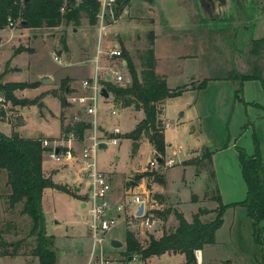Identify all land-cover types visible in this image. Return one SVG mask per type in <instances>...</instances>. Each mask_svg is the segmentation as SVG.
I'll return each instance as SVG.
<instances>
[{
    "label": "rangeland",
    "instance_id": "rangeland-1",
    "mask_svg": "<svg viewBox=\"0 0 264 264\" xmlns=\"http://www.w3.org/2000/svg\"><path fill=\"white\" fill-rule=\"evenodd\" d=\"M21 21L13 20V27L0 30V85L13 82L36 84V87L14 91L18 103H28L24 107L5 102L0 93V133L6 137L16 132L23 139L50 137L60 144V121L64 118L66 125L73 117L80 119L83 115L78 105L70 103L73 93L83 94L81 82L92 78L97 66L101 74L113 76L119 71L123 81L110 85L126 88L133 79L129 70L121 66L125 54L140 80L138 57L149 47V33L154 37L157 73L164 75L169 89L185 88L180 96L167 101L165 108L168 121L163 120V127L165 130L168 122L164 134L168 145L163 166H148L154 154L151 155L144 138L140 141V151L138 147L133 153V141L125 138L143 121L140 122L143 112L97 100L98 126L104 124L109 131L115 127L120 129V134L115 135L118 144L96 153V169L108 177L118 202L123 199V204L134 211L132 196L142 195L146 189L133 188L129 181H140L147 187L154 183V176L159 182L152 184L151 190L147 188L151 197L164 193L170 198H166L160 210L163 213L171 209L169 216L160 217L150 231L133 233L142 246L148 244V239H157L176 228L178 223L173 211L190 222L200 209L206 208V214L200 217L204 223L214 219V211L219 206L212 197L219 196L224 205H236L246 198L247 187L237 148L249 156L258 152L264 169L263 114L246 104L253 101L264 105V85L259 81L264 79V46L257 50L253 45L257 40H264V0H238L235 6L230 0H153L152 3L128 0L115 21L105 22L106 30L101 37L99 22L92 27L85 17L77 28L65 24L56 29L23 28ZM64 29L68 30L65 35ZM73 29L78 31L73 33ZM113 45H118L121 58L108 56ZM67 54L72 57L67 59ZM44 77L50 80L42 83ZM203 81L204 87L199 89ZM239 88L240 99L233 98ZM65 99L69 105L63 107L61 102ZM39 103L43 104L42 109H38ZM156 105L163 109L162 103ZM114 109L121 112L118 117L111 115ZM73 143L57 146L61 149L59 155H72V159L62 160L59 156L57 162L47 151L43 164L60 174H64L69 164L77 165L75 176L85 175L81 191L88 193V170L81 157L82 145ZM5 175L0 170V243L11 247L0 245V253L11 252L17 242L20 246L15 257L0 256V264H39L32 254L36 244L35 237H29L30 220L20 214V206L14 211L8 208ZM65 186L76 195L74 184ZM44 192L41 209L46 235L53 238L56 264H86L92 243L85 220L87 208H81L84 201L54 189ZM192 195L198 197V203L191 202ZM223 222L216 232L215 244L206 245L202 250L204 264H259L260 247L254 243L252 221L245 208L239 205L229 208ZM260 227L264 237V221ZM126 232L125 224L118 220L105 236L103 250L114 264H186L181 254L153 256L148 260L136 255L132 257L133 262L127 263L123 256L125 248L113 249L109 242L113 239L125 243Z\"/></svg>",
    "mask_w": 264,
    "mask_h": 264
},
{
    "label": "trees",
    "instance_id": "trees-1",
    "mask_svg": "<svg viewBox=\"0 0 264 264\" xmlns=\"http://www.w3.org/2000/svg\"><path fill=\"white\" fill-rule=\"evenodd\" d=\"M120 5V7H119ZM128 5V0H118L114 15L117 18ZM65 6L63 12L60 9ZM100 3L97 0H80L77 8L72 9L64 0H30V5L24 10L22 0H0V30H4L8 26V19L22 20L26 23V27L32 29H49L59 28L61 24L66 26L72 25L74 28L80 26L82 18L88 20L90 26L94 27L97 22V14ZM63 44L64 40L61 39ZM149 47L138 57L140 62V80L137 79L135 69H133L131 61L127 60L125 54L124 61L126 69L129 70L133 79L127 87L119 85L111 86V83H104L108 93L113 94V104L119 105L121 108H133L134 110H142L144 113L143 121L125 138L133 141L132 153L139 147L142 138L146 139L153 147L154 155L160 156L163 160L166 149L165 137H163V122L159 120L162 109H159L156 103H163L167 98H175L180 96L185 88L171 90L166 85V79L155 72V54L153 51L154 37L153 34L148 35ZM254 48L264 46V40H257L253 43ZM64 48L66 46L64 44ZM1 78V77H0ZM264 85V79H259ZM36 84L23 83H6L0 85V93H2L5 102L11 103L13 106L20 105L22 107L28 105L27 102L22 104L16 101L14 95L15 90H25L27 88H35ZM204 87V81L200 83V87ZM241 88L234 92V97L240 99ZM56 96V93L53 92ZM61 105L66 106L65 100ZM3 116V115H2ZM60 121V135H73V140L81 142L85 131L90 129V124L84 121H70L71 123H63ZM20 126V125H16ZM52 141L53 139L46 138ZM44 138L23 139L18 133L13 132L10 137L0 133V170L5 172L6 184L9 195H7L8 208L14 211L16 206L21 207L20 214L27 216L30 220L29 237H35V244L32 254L39 261V264H56V255L53 250V238L46 235L45 219L43 209H41V200L43 191L47 188L54 189L59 192H67L69 195L82 200L81 197L73 195L66 186H60L52 182L50 178H46L42 172V156L50 151V148L42 147ZM255 140V144L257 145ZM239 153V165L242 178L247 187L246 198L238 202L236 205H224L221 203L219 196L211 199L219 205L214 211L215 217L209 222H201L200 217L206 214L207 209H200L197 214L192 217L190 222L185 221L182 214L173 211L174 217L178 223L169 233L162 234L159 238L148 239V244L142 246L141 242L132 232L127 231L125 234V250L123 256L127 261L128 257L140 256L143 260H148L153 256L181 254L186 258V264H195L194 253L201 251L206 245H214L216 242L215 235L223 225V217L229 208L242 206L246 210V215L252 221V236L255 245L260 247L261 259L259 264H264V237L263 229L260 223L264 221V180L262 178L263 162L261 155L256 152L253 156H249L241 148H237ZM164 164V163H163ZM159 182V178L154 176V182ZM154 199L160 204L164 200L160 194H155ZM191 202L196 203L197 197L191 196ZM172 210H166L161 213L155 211L157 217H167ZM20 242L15 243L11 252L4 250L0 256L15 257ZM2 247H11L6 243H0Z\"/></svg>",
    "mask_w": 264,
    "mask_h": 264
},
{
    "label": "built area",
    "instance_id": "built-area-1",
    "mask_svg": "<svg viewBox=\"0 0 264 264\" xmlns=\"http://www.w3.org/2000/svg\"><path fill=\"white\" fill-rule=\"evenodd\" d=\"M100 3L99 11L97 14L99 28L98 34L104 36V31L106 30L105 22L107 20L115 21L114 10L118 0H97ZM65 6H63L60 11L63 12ZM8 27H13V21L8 19ZM100 52V51H98ZM108 56L110 58H121L122 52L120 51L118 45H113L112 48L108 51ZM55 61L59 62V59L55 57ZM125 63V61H124ZM110 77V80L107 81L106 78ZM123 81V76L119 74L118 71L114 72V75L110 74H101L98 70V67H95V73L92 78L85 79L81 82L80 88L83 90V94L70 97V103L76 104L80 107L79 112L84 116H88L91 120H85L82 117L78 119L76 116L73 117L74 121H84L90 124V129H88V134H84L83 140L78 142L82 145L81 157L83 163L85 164L86 174L89 179L88 184V193L84 199L83 207L87 208V216L85 218L86 223L89 229V236L91 239L92 247L91 252L87 257L86 264H114L111 259H108L103 250L105 236L109 231H111L117 224L118 220H122L123 224L127 231L135 233L139 231H150L156 227L159 221V217L156 216V201L150 196V194L143 193L142 195L136 193L132 197V205L135 207L134 211H131L123 203L117 204L115 208H111L109 203V195L111 194V188L108 183V177L98 172L96 169V153L99 150V144L104 142L107 147L115 146L118 144V138L115 135L120 134V130L115 128L111 133H107V136L103 131L98 127L96 122L97 114V100H102L101 89L105 88L104 83H121ZM68 99H65V104H68ZM69 105V104H68ZM117 111L114 110L111 115H117ZM115 137V138H114ZM53 141H55L53 139ZM60 144L54 142L53 144L49 140H44L42 142V147L50 148V158H53L55 161H60L64 157L73 158L72 155L64 154L59 155L55 154L54 151L58 145L62 147L72 142V134H67V136H60ZM61 156V157H59ZM170 163V162H169ZM149 167L157 166L155 159L150 161ZM143 196V197H142ZM87 205V206H86ZM142 205L143 211L141 215H137L139 206Z\"/></svg>",
    "mask_w": 264,
    "mask_h": 264
},
{
    "label": "crops",
    "instance_id": "crops-1",
    "mask_svg": "<svg viewBox=\"0 0 264 264\" xmlns=\"http://www.w3.org/2000/svg\"><path fill=\"white\" fill-rule=\"evenodd\" d=\"M65 30H67V29H65ZM76 30V32L78 31L77 29H75ZM67 32H68V30H67ZM67 32L65 33V34H67ZM76 32H74V29H73V33H76ZM64 34V33H63ZM64 34V35H65ZM153 51H154V49H153ZM154 54H155V59H156V63H155V72H156V74L157 75H159V76H161L160 74H158L157 73V65H158V60H157V58H156V51H154ZM67 55H69V57H67ZM66 55V57H67V59H70V57H72L70 54H67ZM90 61V60H89ZM121 66L122 67H125L126 66V62L124 63V60H122L121 61ZM125 69H126V67H125ZM119 72V71H118ZM161 77H164V75H162ZM90 78V77H89ZM88 78V79H89ZM166 84H167V82H166ZM178 89V88H177ZM190 89V88H189ZM188 89V90H189ZM171 90H173V89H171ZM236 91V90H235ZM234 91V92H235ZM233 98H235L234 97V93H233ZM173 98H167L163 103H162V113H161V115H160V117L162 118V121L163 120H165V117H166V112H165V108H166V105H167V101H170V100H172ZM102 100H104V101H102L101 103H110V104H113V96L111 95V93H109V97H108V99H102ZM247 105H249V106H254V108H257V109H259L260 111H261V113L263 114L261 117L262 118H264V105H262V104H259V103H257V102H253L252 101V103H246ZM113 106L114 107H116L117 105L116 104H113ZM119 106V105H118ZM117 106V107H118ZM119 108H121L120 106H119ZM99 106H97V114H96V122L98 121V112H99ZM125 109H133L132 107L131 108H125ZM79 110V109H78ZM114 110H116V109H114ZM113 110V111H114ZM134 110V109H133ZM112 111V112H113ZM134 111H137V110H134ZM140 111H142V110H140ZM111 112V113H112ZM138 112V111H137ZM143 112V111H142ZM118 114L117 115H114V116H116V117H118L119 115H120V111H118L117 112ZM84 117H87V119L86 118H84ZM179 117H182V113H179ZM82 118L83 119H85V120H91V118L90 117H88V116H84V115H82ZM143 118H144V113H143ZM143 118L140 120V122L143 120ZM160 118V119H161ZM165 121H168V120H165ZM98 123V122H97ZM163 123H164V121H163ZM138 124V123H137ZM137 124H136V126H137ZM135 126V127H136ZM23 126H17V128H22ZM59 127H60V125H59ZM99 127V129H101V131H103L104 133H105V135L107 134V133H111L112 131H109L108 130V127H106L104 124L103 125H99L98 126ZM115 128H118V127H115ZM167 128H168V122H167V125H166V128H165V130H164V133H163V137H164V134H165V131L167 130ZM119 129V128H118ZM115 130V129H114ZM120 130V129H119ZM132 132V131H131ZM86 133L88 134V130L86 131ZM50 138V137H49ZM141 142H139V145H141L140 144ZM145 143H147L150 147H149V151L151 152V155L152 154H154V151H153V147L151 146V144H149V142L145 139ZM165 143H166V147H167V142H166V138H165ZM75 144H78V145H80V143H78V142H74L73 143V145H75ZM140 147L141 146H139V148H138V150L140 151ZM45 155V154H44ZM139 156V155H138ZM44 156H42V158H43ZM153 159H155V155H154V158ZM152 159V160H153ZM151 160V161H152ZM43 162H44V158H43ZM43 162H42V172H43V175H45V177L47 178H50L51 180H52V182L53 183H55V184H57V185H60V186H65V185H75V191H76V195L78 196V197H81L82 198V200H80L81 202L82 201H84V199L86 198V196H87V193H85V192H83V191H81V189H82V184L84 183V182H86L84 179V177H85V175L83 176V178L81 177V178H76V176H75V169H76V167H77V165H75L74 167H73V165H71V164H69L70 166H68V168H66L65 170H64V174H60V173H57L56 171H55V168H49V169H47V167H44V164H43ZM170 162V161H169ZM136 164L137 163H135V166H136ZM138 165H140V164H137V166ZM149 165V164H148ZM134 166V167H135ZM134 167H133V169H134ZM87 179H88V177H87ZM144 178H142L141 180H143ZM69 180V181H68ZM128 180H131V179H128ZM65 181H68V182H65ZM154 183H156V182H154ZM154 183H152V184H154ZM88 184H89V179H88V183H87V190H88ZM129 184H130V186H132L133 188L134 187H136V188H139V187H142V189H146L143 193H147V194H149V192H148V190H147V188H149L150 187V189L149 190H151V186H152V184L149 186V185H147V187H145L144 185H141V182L140 181H135V180H131V181H129ZM145 187V188H144ZM47 189H51V188H47ZM47 189H45L44 191H47ZM43 191V196H44V192ZM127 192H129V191H127ZM142 193V194H143ZM155 194H160V195H162L163 196V198H164V200L162 201V203H158L155 199V201H156V209L157 210H162V208L164 207L163 205H164V203L166 202V198H167V200H168V198L169 197H167V195L166 194H164V193H155ZM154 194V195H155ZM164 195H166V197L164 196ZM43 196H42V198H43ZM150 196H152V195H150ZM196 196V195H195ZM197 197V196H196ZM170 199V198H169ZM118 200L119 199H117V194L116 193H114V192H111V194L109 195V203H110V206H111V208H115V206L117 205V204H120V203H123L122 202V200L121 201H119L118 202ZM118 202V203H117ZM196 203H198V197H197V202ZM83 207V204L81 205V208ZM178 212V211H177ZM160 237V236H159ZM159 237H157V238H159ZM111 240H113V239H111ZM111 240H109V241H111ZM117 241V240H116ZM119 241V240H118ZM120 242V241H119ZM122 244H123V246L122 247H124L125 248V243H123L122 242ZM110 247H111V245H110ZM112 248V247H111ZM114 249V248H113ZM203 250V249H202ZM202 250L201 251H196L195 252V254H196V256L195 257H197V264H204V261H203V257H202ZM209 264V263H208Z\"/></svg>",
    "mask_w": 264,
    "mask_h": 264
},
{
    "label": "water",
    "instance_id": "water-1",
    "mask_svg": "<svg viewBox=\"0 0 264 264\" xmlns=\"http://www.w3.org/2000/svg\"><path fill=\"white\" fill-rule=\"evenodd\" d=\"M64 1L67 2L72 9L77 8L78 3L76 2V0H64ZM144 1L147 2V3H152L153 0H144ZM22 3H23V6H24V10H25L30 5V0H22ZM21 26L23 28H25L26 27V23L22 22ZM66 32H67V30L64 29L63 33L65 34ZM74 32H76L75 29H74ZM67 57H69V55H67ZM49 80H50L49 78L44 77V78L41 79V82L45 83L46 81H49ZM106 80L109 81L110 77H107ZM67 92H68V89H67ZM100 95H101V97L103 99H108V97H109V93H108V91L105 88L101 89ZM43 107L44 106H43L42 103L38 104V109H42ZM106 136H107V134H106ZM107 148L108 147H107V145L104 142L99 144V150L100 149L104 150V149H107ZM54 153L56 155L59 154L60 153V148H56ZM155 160H156L158 166H163V160H162V158L160 156H155ZM139 207L140 208H139V210L137 212V215H141L142 211H143L142 205H140ZM109 242H110L111 247L114 248V249L122 248V246H123L122 242H119V241H116V240H111ZM134 260H135L134 258L128 257L127 258V263L133 262Z\"/></svg>",
    "mask_w": 264,
    "mask_h": 264
},
{
    "label": "flooded vegetation",
    "instance_id": "flooded-vegetation-1",
    "mask_svg": "<svg viewBox=\"0 0 264 264\" xmlns=\"http://www.w3.org/2000/svg\"><path fill=\"white\" fill-rule=\"evenodd\" d=\"M211 2H214V0H210ZM232 3H234V6L237 5L238 0H230ZM242 1V0H241Z\"/></svg>",
    "mask_w": 264,
    "mask_h": 264
}]
</instances>
